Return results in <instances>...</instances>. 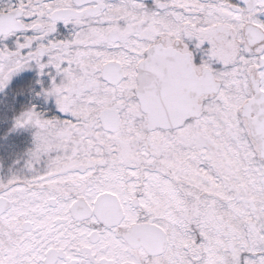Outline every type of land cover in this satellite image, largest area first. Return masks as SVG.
Returning <instances> with one entry per match:
<instances>
[{"label": "snow or ice", "instance_id": "6c2138e0", "mask_svg": "<svg viewBox=\"0 0 264 264\" xmlns=\"http://www.w3.org/2000/svg\"><path fill=\"white\" fill-rule=\"evenodd\" d=\"M27 68L56 113L16 118L0 264H264V0H0Z\"/></svg>", "mask_w": 264, "mask_h": 264}, {"label": "flooded vegetation", "instance_id": "af4514ba", "mask_svg": "<svg viewBox=\"0 0 264 264\" xmlns=\"http://www.w3.org/2000/svg\"><path fill=\"white\" fill-rule=\"evenodd\" d=\"M60 31L66 33L63 26ZM38 80L49 83L47 77H41L34 68H27L15 74L7 86L0 90V180H7L14 175L30 176L32 172L26 167L29 152L34 147V132L31 127H15L16 118L25 110L36 107L45 115H54L56 105L54 98L37 95L41 85ZM43 158V160H42ZM38 170L43 172L47 167V157H42ZM11 168L12 173L4 176Z\"/></svg>", "mask_w": 264, "mask_h": 264}, {"label": "rangeland", "instance_id": "374dc122", "mask_svg": "<svg viewBox=\"0 0 264 264\" xmlns=\"http://www.w3.org/2000/svg\"><path fill=\"white\" fill-rule=\"evenodd\" d=\"M42 160H43V158H42ZM41 162V161H40ZM10 173H12V170H11V168H8V172H6V173H3L4 174V176H6V175H10ZM15 173H12V175H14Z\"/></svg>", "mask_w": 264, "mask_h": 264}]
</instances>
